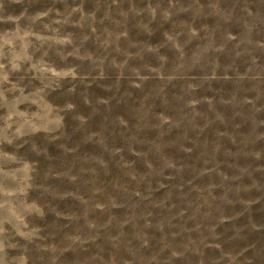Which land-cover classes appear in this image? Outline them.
I'll return each mask as SVG.
<instances>
[{"label":"rangeland","instance_id":"374dc122","mask_svg":"<svg viewBox=\"0 0 264 264\" xmlns=\"http://www.w3.org/2000/svg\"><path fill=\"white\" fill-rule=\"evenodd\" d=\"M0 264H264V0H0Z\"/></svg>","mask_w":264,"mask_h":264}]
</instances>
